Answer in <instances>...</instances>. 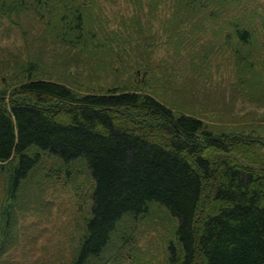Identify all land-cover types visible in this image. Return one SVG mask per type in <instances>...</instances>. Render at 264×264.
I'll return each mask as SVG.
<instances>
[{
	"label": "trees",
	"instance_id": "obj_1",
	"mask_svg": "<svg viewBox=\"0 0 264 264\" xmlns=\"http://www.w3.org/2000/svg\"><path fill=\"white\" fill-rule=\"evenodd\" d=\"M80 1L16 0L13 9L33 6L54 28L59 21L50 37L66 47L63 53H50L60 69L54 79L35 76L43 72V60L31 58L11 93L0 91V183L7 185L0 248H9L13 241L17 195L27 199L41 186L39 175L30 177V173L45 153L65 165L83 163L93 181L90 207L68 264H91L109 255L113 244L123 242L121 235L127 230L124 224L118 229V223L126 216L150 213L153 204L176 219V241L168 246V264H264V128L259 127L260 121H253L256 125L250 126L258 129L247 133L246 127L216 126L206 117L175 110L168 104L169 97L186 87L190 91L187 80L194 75L190 77L188 67L181 83L174 68L166 67L158 80L128 77L106 86L81 80L80 89L75 87L80 73L69 63L75 59L67 56L72 50H85L87 57L101 52L110 60L115 55L103 48L95 30L85 26V11H91L93 0ZM172 1L168 9L176 40L168 49L173 51L185 35L224 31L228 7H237L232 5L235 0ZM219 19L224 20L218 25ZM249 22L232 18L224 40L251 47L254 29ZM261 22L264 34V13ZM247 51L240 55L245 67L238 73L241 84L252 79L248 76H254L264 55V50L263 54ZM142 56L139 51L135 57ZM142 66L133 72H144ZM231 85L225 83L221 96H226L227 89L232 91ZM229 121L241 120L233 116Z\"/></svg>",
	"mask_w": 264,
	"mask_h": 264
},
{
	"label": "rangeland",
	"instance_id": "obj_2",
	"mask_svg": "<svg viewBox=\"0 0 264 264\" xmlns=\"http://www.w3.org/2000/svg\"><path fill=\"white\" fill-rule=\"evenodd\" d=\"M93 2L91 11L89 8L85 11L88 18L85 26L95 30L103 48L111 49L110 53L115 51V55L110 60L108 54L101 52L87 57L85 50H72L67 56L75 59L69 63L80 73L77 77L79 81L73 82L75 87L80 85V89L81 80L103 86L128 77L158 80L166 67L174 68L181 83V77L186 76L184 69L188 67L192 73L190 77L194 75L192 80H187L190 91L186 87L185 91L175 92L169 97L168 104H172L175 110L206 117V122L211 120L216 126L246 127L247 133L256 128L250 126L256 125L253 121L259 120L262 124L259 127L264 128V55L259 57L254 76H248L252 79L241 84L238 78L239 69H245L240 63L241 54L247 53V49L259 50L263 54L261 17L264 0H235L232 5L237 7L229 6L227 9L224 31L185 35L174 51L168 49L169 44L176 40L171 30L174 24L169 13L171 10L168 9L172 0ZM15 4L16 0H0L1 93H11L12 85L23 78L21 68L31 58L43 60V72L35 76H51L54 79V73H59L60 69L56 68L58 61L52 59L50 53L55 55L61 50L63 53L66 47L50 37L54 35L60 15L54 19L58 21L54 28L47 17L36 12L33 6L16 12L13 11ZM74 4H78L77 1ZM232 18L250 21L249 25L254 29L251 47L236 44L234 40L232 43L224 40ZM223 20L219 19L218 25ZM182 48H188V51ZM139 51H143L140 59L135 57ZM41 53L45 54L41 56ZM75 53L78 55L74 56ZM141 64L144 72L136 75L133 70ZM130 66L133 69L128 72L126 68ZM227 81L232 83V91L227 89L226 96H221ZM233 116L241 121H229ZM41 156L30 173V177L39 175L37 183L41 186L31 197L21 200L23 195L20 194L17 195L19 200L13 202L16 218L14 237L9 248H0V263L68 264L74 256L84 216L90 207L93 181L81 162L65 165L54 156L45 153ZM6 188V184L0 183V241L7 207ZM175 225L176 219L156 204L151 206L150 213L135 218L126 216L117 225L118 229L127 228L121 235L123 242L113 244L109 255L103 254L101 259L92 260L91 264H168V246L176 241Z\"/></svg>",
	"mask_w": 264,
	"mask_h": 264
}]
</instances>
